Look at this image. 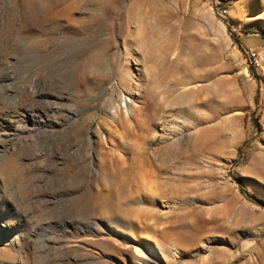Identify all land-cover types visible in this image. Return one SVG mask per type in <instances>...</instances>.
<instances>
[{"label": "rangeland", "instance_id": "1", "mask_svg": "<svg viewBox=\"0 0 264 264\" xmlns=\"http://www.w3.org/2000/svg\"><path fill=\"white\" fill-rule=\"evenodd\" d=\"M79 1L0 0V264H264V0Z\"/></svg>", "mask_w": 264, "mask_h": 264}, {"label": "bare ground", "instance_id": "2", "mask_svg": "<svg viewBox=\"0 0 264 264\" xmlns=\"http://www.w3.org/2000/svg\"><path fill=\"white\" fill-rule=\"evenodd\" d=\"M80 5V1L79 0H73V2H72V7L74 8H76V7H78ZM3 130H4V128L2 127V125L0 124V152L3 150V142L4 141H9V140H13V134L12 133H10L9 131L8 132H6V133H3ZM5 135V136H4ZM3 136V137H2ZM6 139H5V138ZM12 144V143H11ZM11 146V145H10ZM5 148V147H4ZM13 149V148H12ZM3 169V168H2ZM0 180L2 181V183H4L5 182V184H8V186H10V187H12L13 186V184H14V182H15V180H16V175L14 174V173H12L11 171H5L4 170V172L3 171H1L0 170ZM14 187V186H13ZM151 187H152V185H151ZM34 195H35V193H34ZM1 199H2V194H1V190H0V201H1ZM9 221V220H8ZM8 221H2L1 223H2V225H4L7 229L8 228H10L11 227V223L10 222H8ZM9 230H11V229H9ZM81 230V229H80ZM83 230V229H82ZM81 230V231H82ZM83 232V231H82ZM85 232V231H84ZM16 241V240H15ZM156 251L158 252V248L156 247Z\"/></svg>", "mask_w": 264, "mask_h": 264}, {"label": "built area", "instance_id": "3", "mask_svg": "<svg viewBox=\"0 0 264 264\" xmlns=\"http://www.w3.org/2000/svg\"><path fill=\"white\" fill-rule=\"evenodd\" d=\"M217 10H218V12L220 14V17H222V18H225L226 17V15L228 13L227 10H226V8L217 7Z\"/></svg>", "mask_w": 264, "mask_h": 264}, {"label": "trees", "instance_id": "4", "mask_svg": "<svg viewBox=\"0 0 264 264\" xmlns=\"http://www.w3.org/2000/svg\"><path fill=\"white\" fill-rule=\"evenodd\" d=\"M246 33H251V32H246ZM252 33H253V32H252ZM255 69H256V67L253 66V67H252V70L255 71ZM256 78H257V76H256Z\"/></svg>", "mask_w": 264, "mask_h": 264}]
</instances>
